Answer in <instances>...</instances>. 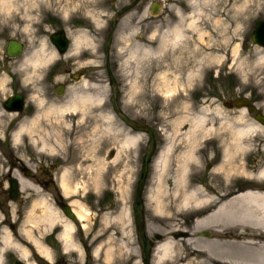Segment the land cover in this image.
I'll use <instances>...</instances> for the list:
<instances>
[{
	"label": "rangeland",
	"instance_id": "374dc122",
	"mask_svg": "<svg viewBox=\"0 0 264 264\" xmlns=\"http://www.w3.org/2000/svg\"><path fill=\"white\" fill-rule=\"evenodd\" d=\"M133 1L9 0L13 5L0 10V189L6 191L5 176L18 166L49 169L61 186L56 190L73 194L72 208L84 215L75 223L88 244L87 264H143L134 197L150 139L113 114L104 52L112 30L108 65L118 87L115 104L151 128L157 141L142 194L146 238L183 240L174 236L180 228L211 239L218 227L191 230L208 211L197 198L218 196L225 185L236 193L264 187L256 164L257 122L234 104L245 97L264 110V48L251 40L264 20V0H140L113 28L112 15ZM153 1L161 5L156 14ZM61 29L71 41L63 55L49 40ZM9 39L23 43L19 56L6 55ZM58 84L66 85L63 94L56 93ZM15 92L26 96L21 114L2 106ZM82 98L81 111L47 112L49 103ZM196 119L203 123L191 133ZM23 120L30 130L15 143ZM128 134L137 136L134 145L123 144ZM189 189L197 195L186 201ZM50 192L34 199L26 188L17 202L0 194V214L8 213L7 222L28 236L44 216L66 220ZM3 247L0 264H11L6 253L34 264L23 244L5 239ZM175 248L189 254L182 241Z\"/></svg>",
	"mask_w": 264,
	"mask_h": 264
},
{
	"label": "bare ground",
	"instance_id": "6f19581e",
	"mask_svg": "<svg viewBox=\"0 0 264 264\" xmlns=\"http://www.w3.org/2000/svg\"><path fill=\"white\" fill-rule=\"evenodd\" d=\"M10 5L12 6L13 4H10L9 0H0V10L9 9ZM174 33L177 38L183 36L179 29H176ZM83 40L85 42L89 41L87 36H84ZM259 59L264 60V56L261 55ZM37 60L39 59H30V62L36 65ZM41 102L42 99H39L37 104L40 105ZM83 106V98L70 100L65 103H49L47 112L75 113L76 111H81ZM38 116L39 113L32 119V122L36 121ZM202 123L203 119H196L194 126L189 132L194 133L195 127L200 126ZM26 130H30V126L23 120L16 129L14 135L15 143L18 142L20 133ZM242 133L243 130H240L235 135L236 137H240ZM136 141V135L128 134L122 142L126 145H134ZM43 145H46V143L43 142ZM186 154L191 155V151ZM181 171H184L183 166L181 167ZM262 174H264V169L259 171L258 177H261ZM15 176L19 178V184L22 188L31 185L27 179L17 173H15ZM61 184L66 188L64 181ZM193 189H189L185 193L186 201L197 195V192ZM217 192L220 195L206 194L207 196L204 198H197V203L203 204L208 211L206 215L196 220L191 229L199 230L202 228L218 227L213 237L211 239H201L193 232L178 228L174 236L176 237L178 234H181L185 238L178 241L173 240V238L157 241L156 243H159H155L154 245L153 264H264V189L254 186L236 193V191L230 189L229 185H225L223 189H219ZM38 202L36 200L34 204ZM83 216V214L78 213L79 218H83ZM59 217L48 216L47 219L52 224ZM72 226L71 223L66 221L62 226L65 248L69 245L74 247L70 235ZM25 232L29 235L28 230ZM6 235L5 239L8 241L9 232ZM181 241L189 246V254L184 256H181L180 252H177V248H175V245Z\"/></svg>",
	"mask_w": 264,
	"mask_h": 264
},
{
	"label": "flooded vegetation",
	"instance_id": "af4514ba",
	"mask_svg": "<svg viewBox=\"0 0 264 264\" xmlns=\"http://www.w3.org/2000/svg\"><path fill=\"white\" fill-rule=\"evenodd\" d=\"M70 44L71 41L69 40V46ZM65 87H66L65 84H58L55 90L56 93L59 94L58 91L61 90L62 92L61 94H63ZM16 93H20V92H15L14 94ZM20 94L23 97V103H24L23 110H24L26 96L23 93ZM109 101L111 103V95L109 97ZM23 110L14 113L21 114ZM259 111L261 112L263 117L257 121L256 164L258 170L262 171L264 169V110L261 109ZM214 163L215 161H212L211 163H208L207 166L211 167ZM15 173L22 176L23 178H29L28 181L30 182L31 185L26 188L32 191L30 195L34 196L33 197L34 199L40 198L37 197L39 196V194L37 193L41 192L42 194L48 190L51 191L50 199L52 200V203L56 205L61 212L63 206H67L69 212L71 213V215H73V219L62 213L66 217V220L59 218L56 219L52 224H50L47 217L44 216L43 217L44 219H41L42 224H38L37 228L32 229L31 235L28 236L27 234H24L23 231L20 230L18 225L15 224L13 220L10 221L8 220L7 222V218L9 217L8 213L0 214V252L3 253L7 251L3 247V243L5 242V237L7 236L6 233L9 232V241L15 243L16 245L23 244V246L26 247L28 251L27 255L31 258L34 264H87L88 244L85 240H83L82 232L78 231V228L76 227L75 222L79 219V217L72 208L73 201L70 200V198L73 196V194L71 193L65 194L63 193L62 190L57 191L56 186L59 185V187L61 188L60 184H58V182L56 181L54 182L50 170L44 166L37 165L30 169H25L22 166L21 167L18 166L17 169H12L11 172L5 176V180L7 181V183L9 181L10 175L15 176ZM46 177H50L48 178L49 180H46ZM261 178H262L261 182H264V174H262ZM26 188H22L19 184L18 194L16 195V199H13L11 194V189L8 183L5 188L6 191L4 192L0 189V194L7 195L6 200H10V201L14 200L15 202H17L18 200H20L21 197L20 193L23 192L24 189ZM0 203L2 207V205L4 204L1 201ZM65 221L66 222L69 221L74 226L71 234V242L75 246L72 248L70 245L69 247L65 248L64 237L62 236V232H63L62 226ZM2 225L7 226L8 231L1 228ZM48 225H50V227H46ZM140 240L143 244V240L141 238ZM156 241L159 240L147 238L148 251L150 253V257L152 254L151 250L154 247ZM150 242H152V244H150ZM12 253L13 252H11L10 254ZM3 257L4 259L7 260V263L16 264V261L20 260L22 264H30L29 262H26V260L19 258V256L17 255L10 256L8 253H6ZM10 257H12V260L10 259ZM143 259H144V252H143Z\"/></svg>",
	"mask_w": 264,
	"mask_h": 264
},
{
	"label": "water",
	"instance_id": "95a60500",
	"mask_svg": "<svg viewBox=\"0 0 264 264\" xmlns=\"http://www.w3.org/2000/svg\"><path fill=\"white\" fill-rule=\"evenodd\" d=\"M140 0H134L131 4L122 7L121 9L117 10L112 18L111 23L113 28L116 24L117 17L125 12L126 10L133 7L136 3H138ZM161 9V5L157 1H153L150 4V12L151 14H156ZM112 35L113 30L109 33L108 37L106 38L105 44H104V51H105V57L107 62V70L109 74V81L108 84L111 87V106L113 110V114L121 121L123 122L129 129L135 131V132H141L149 135L150 144L149 148L143 158L142 161V167L140 170V176L137 181V186L135 190V197H134V222L136 229L138 231V234L140 238L143 240V252H144V259L143 264H150V253L148 251L147 246V238H146V232H145V221H144V215L142 210V194L143 189L145 186V181L148 174V166L151 162L152 156L154 155V152L157 147V141L154 134V131L149 128L146 124H141L137 122L136 120L130 118L123 112H121L116 104L115 100L117 98L118 94V87L115 81V78L109 69L108 61H109V49L112 41ZM50 42L55 46L59 54H65L67 52L68 46H69V38L67 36V32L64 29L52 32L49 35ZM251 40L253 43L261 46L264 48V20L260 21L257 26L254 28V30L251 33ZM24 45L22 42L15 40V39H9L6 44L5 52L6 55L9 57H17L23 52ZM59 94H61V90L58 91ZM234 104L238 107L245 108L247 112L254 114V120L257 122L260 120L263 116L260 111L257 110L255 105L251 103V101L245 97L238 98L234 100ZM23 97L20 93H16L14 95H11L8 97L3 103L2 106L5 110L11 111V112H20L23 110ZM9 186L11 189V194L13 199H16V195L18 194V186H19V178L15 177L13 175H10L9 177ZM1 207V203H0ZM62 213L69 216L73 219V215L69 212V209L67 206H63ZM206 235H209V233H206ZM152 244V242H150ZM16 264H22L20 260L16 261Z\"/></svg>",
	"mask_w": 264,
	"mask_h": 264
}]
</instances>
